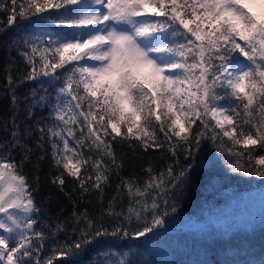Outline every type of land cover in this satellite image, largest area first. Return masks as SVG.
Instances as JSON below:
<instances>
[{
    "label": "snow or ice",
    "instance_id": "snow-or-ice-1",
    "mask_svg": "<svg viewBox=\"0 0 264 264\" xmlns=\"http://www.w3.org/2000/svg\"><path fill=\"white\" fill-rule=\"evenodd\" d=\"M0 13V264H159L149 245L199 169L264 182V0H0ZM45 163L70 205L54 217L34 195Z\"/></svg>",
    "mask_w": 264,
    "mask_h": 264
},
{
    "label": "trees",
    "instance_id": "trees-1",
    "mask_svg": "<svg viewBox=\"0 0 264 264\" xmlns=\"http://www.w3.org/2000/svg\"><path fill=\"white\" fill-rule=\"evenodd\" d=\"M0 18H3L2 13H0ZM12 34L10 30L8 36ZM7 58L19 59L14 51ZM5 59L4 51L0 48V82L3 81ZM6 111L7 101L0 100V113H6ZM210 155L214 159L211 146H206L201 160H205ZM127 171L129 169L126 168L125 174ZM24 172L32 181L35 170L31 165H25ZM48 172L49 167L45 163L40 172V182L36 186L38 190L34 195L37 203L54 217L61 206L70 210V205L47 182ZM209 175L215 177L214 188L206 187ZM243 192H252L256 202L260 203V194L264 193V182L258 179L234 176L227 172L220 161H215V167L211 172L207 168L199 169L182 202L180 214L174 220H170L167 231L162 232L161 236L149 245L153 252L152 258L159 264H201V262H206V264H246L248 260H258L264 256V209L260 214L261 223L258 224L259 218H255L252 225L245 226L250 224L245 223L243 227L237 225L231 230L226 229L218 232H214L211 226L213 224L208 223L210 222L207 220L210 213L204 212L206 209L220 207L232 194H242ZM195 224L196 227H194ZM90 255L91 253L86 254L84 259H88Z\"/></svg>",
    "mask_w": 264,
    "mask_h": 264
},
{
    "label": "rangeland",
    "instance_id": "rangeland-1",
    "mask_svg": "<svg viewBox=\"0 0 264 264\" xmlns=\"http://www.w3.org/2000/svg\"><path fill=\"white\" fill-rule=\"evenodd\" d=\"M254 197L252 192L235 193L220 207L204 210V212L210 213L207 220L210 221L209 224H213L211 225L213 231L231 230L237 225L243 227L245 223H250L245 225L249 226L254 224L255 218H259L258 224L261 223L260 214L264 208H262L261 201H259L260 203L256 202Z\"/></svg>",
    "mask_w": 264,
    "mask_h": 264
}]
</instances>
